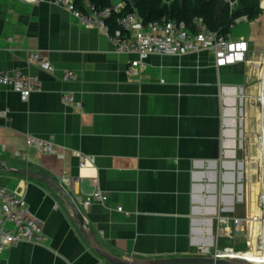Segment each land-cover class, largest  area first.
<instances>
[{
	"label": "crops",
	"instance_id": "1",
	"mask_svg": "<svg viewBox=\"0 0 264 264\" xmlns=\"http://www.w3.org/2000/svg\"><path fill=\"white\" fill-rule=\"evenodd\" d=\"M122 2L133 4L111 0ZM177 2L182 0H163L168 7ZM35 50L45 53L54 73L29 63ZM136 58L119 53L107 35L83 27L62 6L0 0V71L21 68L43 81V90L28 99L0 84V110L9 115L0 119V150L6 147L0 160L60 181L118 256L208 255L229 240L218 235L219 219L245 217L254 207L237 216L244 201V162L238 158L244 125L233 110L252 94L257 62L251 55L247 63L217 68L208 52L150 55L147 68L130 75ZM66 71L76 79L64 81ZM65 93L82 109L66 105ZM27 134L53 135L64 157L27 147ZM76 151L94 162L81 168ZM97 183L107 203L85 206ZM0 186L26 200L45 237L43 244L6 247L0 264H108L51 188L5 172Z\"/></svg>",
	"mask_w": 264,
	"mask_h": 264
},
{
	"label": "built area",
	"instance_id": "2",
	"mask_svg": "<svg viewBox=\"0 0 264 264\" xmlns=\"http://www.w3.org/2000/svg\"><path fill=\"white\" fill-rule=\"evenodd\" d=\"M15 1L29 4L53 3L62 6L83 27L103 32L116 46L119 53L137 55L138 58L131 61L129 65L128 73L130 75H138L145 70L147 68L145 60L150 55L186 56L208 52L214 57L217 68L250 61L249 42L244 38L235 39L232 34L237 24L247 21L245 16L236 19L234 17L239 0H226V11L230 22L232 21L229 26L230 30L226 33L211 30L203 17H195L190 26L182 21L178 22L167 18L145 22L136 10H130L123 14L118 20L119 29L111 31L108 19L115 13H122L127 6L125 2L113 3L103 9H96L92 3L86 1L85 8L79 9L75 4V0ZM8 40L11 41L12 38ZM28 61L48 73H54L55 71L54 65L42 51H30ZM75 79L76 73L74 71L64 72V81L71 82ZM0 84L9 87L23 99H28L32 94L43 90L41 78L28 75L21 68L11 72L0 71ZM261 96H264L262 91L259 99H262ZM63 102L68 106L75 107L77 110L82 109V103L72 93H65ZM3 118H9V115L6 111L0 110V119ZM25 145L48 154H56L60 158L64 157V154L55 148V137L53 135L40 137L27 134ZM5 151L6 147L2 146L0 154ZM76 156L80 159L81 168H85L89 163L94 162V157L84 155L80 151H76ZM107 199L105 191L97 183L91 193V200L84 199V205L87 206L93 202L105 205ZM260 203V209L257 200L256 206L254 205L255 208L245 217L230 218L223 216L219 219V222L223 223V230L218 232L219 237L233 238L248 228L249 238L245 240L248 249L239 250L236 246L221 248L217 244L215 250L209 253L211 256L247 259L256 264H264V192L260 196ZM118 210L122 211V207H119ZM24 242L34 244L45 242L40 222L31 214L23 197L5 186H0V254L8 246ZM250 252L254 253L256 257L247 258L241 255V253Z\"/></svg>",
	"mask_w": 264,
	"mask_h": 264
},
{
	"label": "rangeland",
	"instance_id": "3",
	"mask_svg": "<svg viewBox=\"0 0 264 264\" xmlns=\"http://www.w3.org/2000/svg\"><path fill=\"white\" fill-rule=\"evenodd\" d=\"M262 3H264V0H261V6ZM232 34L235 39L244 38L249 42V57L254 56L257 62V70H254L256 82H252V94L249 95L248 99L246 98L244 107L237 110L238 124L242 120L244 125L242 127L244 131L243 150H240L238 154L239 160L244 162V178L242 181L244 201L240 203L237 211V216H242L247 212L248 205L250 209L252 203L256 206L257 200L258 207L261 208L260 196L264 192V160L262 159L264 112L262 113L259 104L264 72V13L257 21L240 22L235 26ZM248 235V228L244 229L233 238H225L229 239L228 242L223 240V245L219 247L236 246L239 250H245L247 248L245 240L249 238ZM244 243L245 246L242 245Z\"/></svg>",
	"mask_w": 264,
	"mask_h": 264
},
{
	"label": "trees",
	"instance_id": "4",
	"mask_svg": "<svg viewBox=\"0 0 264 264\" xmlns=\"http://www.w3.org/2000/svg\"><path fill=\"white\" fill-rule=\"evenodd\" d=\"M89 1L96 9H103L110 6L111 0H75L79 9L85 8V2ZM219 0H182L181 3H175L172 7L163 4V0H133V4L127 2V6L122 13H115L108 23L111 31L119 29L118 20L130 10H136L145 22L161 20L163 18L184 22L186 25H192L195 17H203L209 28L220 33H226L230 30V19L227 11L222 20L217 19V7ZM264 13L261 6V0H239L235 11V19L245 16L248 22L257 21ZM245 246V244H242ZM238 247V246H237Z\"/></svg>",
	"mask_w": 264,
	"mask_h": 264
},
{
	"label": "water",
	"instance_id": "5",
	"mask_svg": "<svg viewBox=\"0 0 264 264\" xmlns=\"http://www.w3.org/2000/svg\"><path fill=\"white\" fill-rule=\"evenodd\" d=\"M227 8L226 0H219L216 17L222 20ZM263 95H264V82H263ZM233 103H236L233 100ZM233 115H237V110H233ZM236 123V119H233V125ZM232 135L235 136V129L231 131ZM233 145L235 141L233 140ZM232 157L235 156V151L229 153ZM0 172L18 174L37 182L43 183L53 191H55L60 201L68 208L71 218L75 225L79 229L81 235L84 237L89 246L102 256L108 264H256L250 262L247 259L239 258H216L211 255L203 256H183V257H163V258H139V257H121L110 251L104 246L99 240L93 229L87 222L85 215L79 207L77 201L65 188V186L57 179L48 175L30 171L27 169H16L7 166L3 161L0 160Z\"/></svg>",
	"mask_w": 264,
	"mask_h": 264
},
{
	"label": "bare ground",
	"instance_id": "6",
	"mask_svg": "<svg viewBox=\"0 0 264 264\" xmlns=\"http://www.w3.org/2000/svg\"><path fill=\"white\" fill-rule=\"evenodd\" d=\"M263 75H264V72H263ZM263 82H264V76H263V80H262V92H263ZM262 99H259L260 100V107H261V110H262V113L264 112V96H261ZM264 125V124H263ZM264 127V126H262ZM264 131V130H263ZM262 159L264 160V136L262 138ZM264 176V175H263ZM263 182V181H262ZM231 254H235L234 252H230ZM241 255H244L246 256L247 258H251V257H256L254 255V253L250 252V253H241Z\"/></svg>",
	"mask_w": 264,
	"mask_h": 264
}]
</instances>
